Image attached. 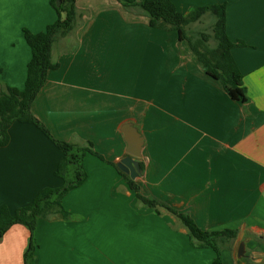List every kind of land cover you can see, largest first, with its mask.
I'll use <instances>...</instances> for the list:
<instances>
[{"label": "crops", "instance_id": "obj_1", "mask_svg": "<svg viewBox=\"0 0 264 264\" xmlns=\"http://www.w3.org/2000/svg\"><path fill=\"white\" fill-rule=\"evenodd\" d=\"M51 2L0 0V91L23 88V30L53 23ZM123 2L74 0L76 26L53 44L58 67L31 104L53 138L90 142L102 157L84 156L85 181L63 197L72 217L38 221L33 264H211L212 249L193 247L177 217L142 205L118 173L125 123L143 139L139 192L187 213L201 230L237 231L220 252L223 264H264V0H171L183 14L225 5L244 103L204 72L176 31L150 27ZM61 158L40 129L13 122L0 148V208L12 213L41 189L60 187ZM28 235L19 224L6 231L0 264H23Z\"/></svg>", "mask_w": 264, "mask_h": 264}, {"label": "trees", "instance_id": "obj_2", "mask_svg": "<svg viewBox=\"0 0 264 264\" xmlns=\"http://www.w3.org/2000/svg\"><path fill=\"white\" fill-rule=\"evenodd\" d=\"M56 1L52 0L51 4L57 13V19L47 25L44 31L30 33L23 30L24 40L30 49L23 88L18 90L4 86L0 91V148L8 143V129L11 124L19 122L36 126L62 153V158L54 171V175L62 180L60 187L41 189L29 205L12 213L4 206L0 208V238L15 224L22 225L28 230L27 247L22 255L23 264L34 262L37 248L34 234L39 220H69L72 217L63 208L62 200L70 190L85 181L86 173L82 164L84 156L89 153L102 159L93 151L90 142L78 144L53 138L30 110L33 100L45 82L47 72L58 67V63L51 57L53 44L69 35L77 23L74 0H60L58 6L55 4ZM123 6L127 9H139L149 19L150 27L176 31L178 40H185L188 43L204 72L220 82L228 97L241 103L246 101L245 89L241 85V74L229 53L233 44L225 33L224 4L195 8L187 14L176 10L171 0H124ZM205 14L212 17L211 34L201 33V37L191 38L186 32V26L199 21ZM210 38L215 42L213 47L206 45ZM139 167L141 169V165ZM118 173L125 178L138 202L156 213H159V209H164L177 217L187 231L190 244L195 248L212 249L215 256L211 264H223L220 252L224 248H230L228 244L236 238L237 231L201 230L187 213H179L152 196L142 195L134 180L119 170Z\"/></svg>", "mask_w": 264, "mask_h": 264}, {"label": "water", "instance_id": "obj_3", "mask_svg": "<svg viewBox=\"0 0 264 264\" xmlns=\"http://www.w3.org/2000/svg\"><path fill=\"white\" fill-rule=\"evenodd\" d=\"M59 0L56 1L58 6ZM122 133L124 134V141L126 143V157L119 160L116 163V167L124 174L128 175L130 179L134 180L140 173V167L138 160L141 157V149L143 146V139L138 133L136 128L131 124H124L122 127ZM243 254V243L239 245L238 256Z\"/></svg>", "mask_w": 264, "mask_h": 264}, {"label": "rangeland", "instance_id": "obj_4", "mask_svg": "<svg viewBox=\"0 0 264 264\" xmlns=\"http://www.w3.org/2000/svg\"><path fill=\"white\" fill-rule=\"evenodd\" d=\"M211 24L212 17L209 14H205L199 21L186 26V32L193 39L199 38L201 33L209 35L211 34ZM206 45L208 47H213L215 45V42L212 38H210L206 42Z\"/></svg>", "mask_w": 264, "mask_h": 264}, {"label": "built area", "instance_id": "obj_5", "mask_svg": "<svg viewBox=\"0 0 264 264\" xmlns=\"http://www.w3.org/2000/svg\"><path fill=\"white\" fill-rule=\"evenodd\" d=\"M261 188L264 189V184L261 185Z\"/></svg>", "mask_w": 264, "mask_h": 264}]
</instances>
